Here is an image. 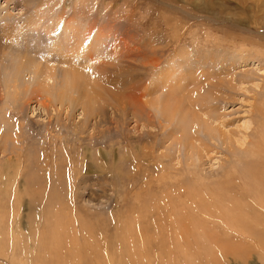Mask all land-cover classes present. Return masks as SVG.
Masks as SVG:
<instances>
[{"label":"rangeland","instance_id":"rangeland-1","mask_svg":"<svg viewBox=\"0 0 264 264\" xmlns=\"http://www.w3.org/2000/svg\"><path fill=\"white\" fill-rule=\"evenodd\" d=\"M2 17L14 26L7 59L32 65L22 25L38 17L76 24L94 60L85 70L71 54L87 74L62 85L72 74L52 58L49 95L13 62L6 80L0 69V264H264V212L246 204L257 199L249 168L264 160L251 153L264 139V0H0ZM229 176L261 232H211L198 207L208 193L182 194ZM197 218L216 236L201 237Z\"/></svg>","mask_w":264,"mask_h":264},{"label":"bare ground","instance_id":"bare-ground-1","mask_svg":"<svg viewBox=\"0 0 264 264\" xmlns=\"http://www.w3.org/2000/svg\"><path fill=\"white\" fill-rule=\"evenodd\" d=\"M29 1L33 2V0H29ZM37 10L40 11L39 9H37ZM36 14H39V13H36ZM57 19H59V18H57ZM51 20L52 19H47L46 24L39 25L41 20L38 17H36L32 20V22L27 23L26 24L27 26H24V24L22 25L23 27H25V33H23L22 35H27L29 37L30 42L29 43L23 42V44L21 46L23 48L29 50L30 52L34 53V56L33 55L29 56L32 65L31 66H25L24 65L25 59H23L22 57H15L13 59H7L6 58V54L4 53V49L6 48V37L9 35V32L14 30V26L11 22H8L6 24V17L0 18V69H2V71H3L4 80H6V68L8 67L7 62L9 64L10 61L19 67V72L21 74L22 73L31 74L32 78L30 79V81H32V83L36 84L39 81H43L45 88L41 92L46 93V95L50 94L49 93L50 87H54V86L58 87V86H60V82L62 85L67 83V82L72 83L75 81L76 78L82 79L86 76L87 71H85V72L81 71V69L79 68L80 67L79 65L78 66L77 65H74V66L71 65L72 60H73L71 58V54L75 55L76 57L77 56L81 57V59L83 61L81 63H83V67L85 66L84 69L88 67L86 64H88L91 60H94L93 58H91V51L92 50L90 51V49H87V47H86V43L84 41V38H85L84 34H82L80 32L77 34L74 33L75 28H77V27H75L76 24L68 22L67 24L60 25L58 22H54V21L52 22ZM58 26H59V28H57ZM61 29H63L65 31L66 37L64 36L63 37L64 39L62 38V35H61L62 33H64L63 31H62V33L59 32L60 34H58L56 32V31H60ZM38 30H40V32ZM36 31H38V32H36ZM71 31L73 32L72 34H71ZM51 39H52V41H51ZM73 41H74V43H71ZM7 45H8V47L14 46V44L11 42H8ZM67 45H68V47H67ZM124 45H125V43H124ZM99 51H100L99 49L95 50V53H96L95 57H100L103 54V52L100 51L101 53L99 55ZM131 55H133V58H136V57L140 58L139 65H137V68H140V67L142 68L148 63L145 61L146 60L145 54L141 50H138L137 52L132 50ZM59 56H61V57L59 58ZM56 57H58V59H63V60H58V59L53 60L52 59V58L55 59ZM9 58H11V56H9ZM57 60H58V62L65 64L64 65L65 67L62 68L61 70H64V72H66V73L72 74V77L70 79H67V78L62 76L64 79L62 81L58 82L59 80L54 78L56 76L55 72H56V67H57V65H56ZM78 64H80V63L78 62ZM90 64H91V62H90ZM95 64H99L98 60L95 62ZM149 66L150 65L148 63L147 67H149ZM85 70H87V69H85ZM136 77H135V79H137ZM137 81L138 80H136L135 83H139ZM89 82L90 81H88V83ZM140 85L134 84L132 86V89H135L136 87H138ZM14 87L16 88L17 86H14ZM136 90H135V93H136ZM90 91H92V90H90ZM90 91L88 89V93ZM138 91L140 92L139 89H138ZM60 93H62V90ZM60 93H58V94H60ZM85 94L86 95H84V94L83 95L89 96V94H87V92H85ZM130 94H132V93H130ZM36 95H38V94H36ZM170 96L172 97V94ZM172 102H174L173 99H171V104L170 105L168 104L163 110V112L167 115H169V112H172V109L180 106V105H178L177 107L172 106V104H178L177 102L176 103L175 102L172 103ZM188 102H190V100H188ZM165 104H167V103H165ZM184 113H185V116L188 115L189 117H192V116L195 117L193 114V110L190 109L189 105H188V109H187V107L184 109ZM260 152H264V139H262V138L258 139L254 143V149L253 148L251 149V153H253V154H259ZM248 173L253 177L254 187L256 188L257 199L253 203L254 207L249 206L250 202H248L246 204L248 205V207L253 212L255 210H259V211L264 212V192H262L261 189L259 188V186L261 187L264 185V160L259 157L257 162L254 165H251ZM224 179H226V178H224ZM227 179L224 181L222 180L221 183H218L219 184L218 186H214V188L210 189L209 191H204L202 189L198 190L196 188L191 187V188L185 189L182 194L185 193V195H187V198H189L191 200L198 201V199L205 192L208 193V195L204 197L206 199L205 202L201 203L198 207H200V208L202 207L206 211V213L208 214V217L211 221V225H209L207 227L212 228L211 232H213V229H216L218 231L217 234L219 233L218 229H224L226 231L228 230L231 232H232V230H237V231H235V235H236V237H239V238H241V237L246 238L249 235H255V231L261 232L259 230H261L260 224H262L263 219L259 216L260 214L258 212H256L258 214H255L256 215L255 219H254L255 222L253 224H250L246 220V218H244L243 213L239 212V209L241 208V206H240L241 201H239L237 196L240 199H243L244 197L239 195V194L238 195L236 194L237 195L236 196L233 193V191L236 190L235 189L236 184L232 181V178H230V176ZM257 182H258L259 186H257ZM198 207L196 208L197 211L204 212L203 209H199ZM197 217L202 218V214L197 213ZM191 221H192L191 222L192 225L195 226V229H196V226L199 225V229H196V231H197V233L201 232V234H202L201 237L207 238L208 240H211V238H209V237L216 236V235H214V233L210 232L207 234L204 230H202L200 228V226H202V224H200L198 222V218L196 220L197 225H196V222L194 220H191ZM213 221H214V223H212ZM216 222H217V224L219 223V225L215 224ZM186 223L187 224H185V223L182 224V230L187 232L190 230L189 227L192 225L190 223V220H186ZM188 225H190V226L188 227ZM238 228L241 231H239ZM194 238L198 241L199 237L195 236ZM234 239H236V238H234ZM220 243H222V242H220ZM63 245L64 244H50L51 247L54 246L53 248L55 250H57V248L62 249ZM230 245L228 244V246H230ZM228 246H224L223 248H221V250L223 251V249L224 248L226 249V247L230 248ZM212 247H214V246H212ZM216 250H217V248H216ZM205 258H207V256H205ZM96 260L98 261V259H96ZM134 261H136V260H134ZM131 262L133 263V257H132Z\"/></svg>","mask_w":264,"mask_h":264}]
</instances>
